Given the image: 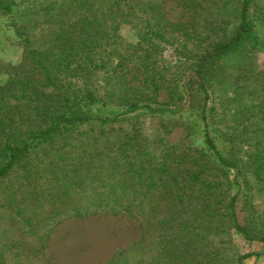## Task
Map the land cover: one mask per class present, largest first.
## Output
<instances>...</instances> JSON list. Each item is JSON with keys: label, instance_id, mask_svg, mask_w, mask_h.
Listing matches in <instances>:
<instances>
[{"label": "rangeland", "instance_id": "rangeland-1", "mask_svg": "<svg viewBox=\"0 0 264 264\" xmlns=\"http://www.w3.org/2000/svg\"><path fill=\"white\" fill-rule=\"evenodd\" d=\"M53 2L13 0L12 12L0 10L1 60L22 61L15 22L30 34L54 25ZM242 2L129 0L126 22L106 47L94 49L106 66L67 77L82 108L110 120L62 129L0 180V264H50L43 240L61 218L114 206L130 208L143 234L110 264H240L246 253L253 255L245 264H264V178L252 164L258 144L264 146V0H254L250 12L257 44L202 61L215 43L233 36ZM7 79L0 73L1 84ZM66 102L49 90L25 111L47 126ZM134 104L173 112L143 108L114 119ZM203 106L216 148L233 166L209 148ZM195 174L202 182L190 183ZM233 197L240 223L255 239L235 227Z\"/></svg>", "mask_w": 264, "mask_h": 264}, {"label": "trees", "instance_id": "trees-1", "mask_svg": "<svg viewBox=\"0 0 264 264\" xmlns=\"http://www.w3.org/2000/svg\"><path fill=\"white\" fill-rule=\"evenodd\" d=\"M12 1L0 0V10L12 12ZM53 4L56 11L54 25H47L30 34L26 24L15 22L16 33L24 47L22 61L14 64L0 59V73L8 76L5 83H0V180L9 177L19 163L30 157L31 149L39 142L53 139L62 129H67L78 122L110 120L86 112L80 104V96L68 86L67 77H77L81 69L92 71L106 66L105 58L100 57L98 60L94 49L106 47L119 26L126 22L130 9L129 0H54ZM253 5L254 0H243L240 21L233 36L227 41L215 43L202 61L208 59L217 61L228 54L241 51L247 43H258L256 19L250 15ZM29 10L35 14L37 7L32 6ZM119 63L121 69L126 65L125 60ZM49 90L64 95L68 102L63 106L65 110L60 111L53 122L47 126L38 125L25 110L39 105ZM70 103L76 107L67 106ZM143 108L158 113L173 112L168 107L134 104L117 114L114 119ZM201 117L205 122V140L209 148L220 163L233 166L234 163L220 156L216 148L207 125L205 106L201 111ZM23 119L29 123H24ZM254 154L255 160L252 164L255 165V173L264 178V146L258 144ZM200 177L198 174L193 175L190 183L202 182ZM235 203L236 199L233 197L229 208L235 227L246 237L255 239L256 236L250 233V228L240 223ZM87 208H89L87 211L77 209V212L71 211L70 214L88 215L93 212L90 207ZM112 209L124 212L117 206ZM128 210L126 211L128 215L139 220L130 208ZM53 222L55 225L57 220ZM48 240L45 242L43 240V246ZM252 255L253 253H246L240 256V264H245L244 260Z\"/></svg>", "mask_w": 264, "mask_h": 264}, {"label": "crops", "instance_id": "crops-1", "mask_svg": "<svg viewBox=\"0 0 264 264\" xmlns=\"http://www.w3.org/2000/svg\"><path fill=\"white\" fill-rule=\"evenodd\" d=\"M139 220L107 210L72 215L56 224L45 247L50 264H110L142 238Z\"/></svg>", "mask_w": 264, "mask_h": 264}]
</instances>
